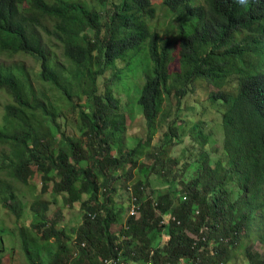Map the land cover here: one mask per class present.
Wrapping results in <instances>:
<instances>
[{
    "label": "trees",
    "instance_id": "1",
    "mask_svg": "<svg viewBox=\"0 0 264 264\" xmlns=\"http://www.w3.org/2000/svg\"><path fill=\"white\" fill-rule=\"evenodd\" d=\"M161 5L171 14L172 40L153 23L156 8L150 0L110 1L103 19L83 0H0V55H19L14 65L0 63V89L11 98L0 127V205L20 218L23 207L14 183L28 186L35 174L41 193L49 187L67 209L79 204L81 221L71 229L72 264H212L213 255L226 263L228 252L234 253L239 240L249 236L246 229L256 209L252 202L264 200V0H162ZM45 18L52 25L47 37H41L37 26ZM43 39L58 43L60 50H52ZM140 47H146L151 63L137 97L147 144L162 97L169 95V66L176 49L178 70L172 82L178 106L196 80L219 90L209 99L223 106L222 156L205 155L202 165H191L196 172L183 187L186 201H156L145 193L146 179L163 164V144H155L154 163L142 167L135 183L127 182L140 144L126 145L125 116L108 72L124 61V74ZM21 56L36 61L39 72L26 68ZM229 77L232 88L226 86ZM64 109L74 114L64 121L78 136L62 130ZM193 131L205 138L196 124ZM172 137L169 129L162 141ZM120 180L130 188L127 209H138L137 217L128 212L123 222V207L116 209L111 200ZM229 182L239 194L234 201L226 188ZM48 206L36 200L29 207L31 241L56 239L51 264H70L68 233L49 222ZM163 218L166 227L161 226ZM117 224L121 228L115 233L111 227ZM20 232L23 237L24 230Z\"/></svg>",
    "mask_w": 264,
    "mask_h": 264
},
{
    "label": "rangeland",
    "instance_id": "2",
    "mask_svg": "<svg viewBox=\"0 0 264 264\" xmlns=\"http://www.w3.org/2000/svg\"><path fill=\"white\" fill-rule=\"evenodd\" d=\"M101 14L102 19L106 16L108 11V4L110 1L116 0H83ZM151 4L156 8V15L153 23H158L160 26L159 33L164 36L168 34L170 40L173 39L171 34V26L173 21L171 14L161 5L162 0H150ZM52 21L50 19H42L40 25L37 26V32L41 37H47L46 30L51 29ZM152 26V23H151ZM43 42L47 44L52 50L57 47L60 50L58 43L52 42L49 44L46 39ZM138 55L129 64V68L123 74L122 71L126 67V62H117L116 68L109 71L112 84H115L111 89L113 96L118 99L121 112L125 116L126 125V145L129 148H135L138 144L140 157L137 160L135 168H132V178L127 179L128 183H135L138 175H142L140 170L142 167L150 166L154 163L157 156L156 143L163 144L162 166L158 174L149 175L145 182V188L151 198L159 200L163 197L176 203L181 200L186 201L187 196L184 193V185L190 181L195 175V170L191 168L192 164H203L205 155L209 158L215 159L222 156V129H221V114L223 106L217 102L209 99L210 94L217 93L219 90L203 80H196L192 87L188 88V93L180 100V105L174 96V87L172 79L178 70V55L177 49L174 51V59L169 66L171 76L168 77V86L170 87L169 95L162 97V106L160 113L155 117V129L151 135L150 143L147 144L148 130L146 127V120L142 113V109L137 105V97L139 96V87L146 79V70L151 67L149 59L146 54V47H140ZM14 57H8L6 54L0 55V63H4L6 67L14 65ZM21 63L28 68L32 73H38L39 67L37 62L29 56H21ZM122 74V75H121ZM121 75V76H120ZM107 76V74L105 75ZM121 77V80L117 77ZM226 85L232 88L234 81L233 77ZM104 78L99 80L100 87ZM36 86H41L38 80L33 79ZM225 86V87H226ZM224 91V88H223ZM11 102V98L4 90L0 89V127L3 125V107ZM64 117L71 119L74 114L69 113L66 109L60 114V123L62 130L69 135H76L78 133L75 127H71L70 123L64 121ZM58 118V119H59ZM199 126L205 134V138L201 139L193 131V125ZM172 130L173 137L170 142H163L165 133ZM75 136V137H76ZM59 138V134H57ZM1 149V147H0ZM131 163L128 162L125 171L129 170ZM0 178L4 179V175L0 172ZM128 183L122 185L120 180L116 185V192L112 195V203L116 209L122 208L121 213L124 221L129 209L130 188ZM30 185V186H29ZM28 186L21 183H14L15 191L19 200L22 203V214L19 217L8 211L4 206L0 205V236L2 242L0 243V264H51V259L56 252V239L52 238L48 242L33 243L31 241L33 235L31 233L30 224L33 219L30 212V205L36 201H46L49 203L48 211L45 214L49 222H54L58 227L64 226L69 241L68 257L70 264L75 261L72 257V250L74 246V236L71 234V229L75 228L81 221V212L79 211V204H75V209H67L59 196H54L48 187L44 193L40 192L39 175L35 174ZM235 183L229 182L226 186L230 189L229 198L235 200L237 193ZM239 196V194H238ZM237 196V198H238ZM249 199H247L248 201ZM263 202V203H262ZM11 203V202H9ZM246 205L248 206L247 202ZM252 206H256L255 216L252 222L248 225L246 233L248 237H243L239 240L240 247L231 254L232 250L228 252L230 259L224 263V260L218 262V257L213 255L210 257L212 264H264V200L262 198L252 202ZM40 222V221H39ZM121 228V224L111 227V230L117 233ZM20 229H23V237H21ZM244 236V232L242 234ZM164 240H162L163 242ZM35 244V245H34ZM256 254L258 256H256ZM246 255V258H245ZM210 256V255H209ZM31 258L32 260H30ZM224 258V257H223ZM258 261V263H256Z\"/></svg>",
    "mask_w": 264,
    "mask_h": 264
},
{
    "label": "clouds",
    "instance_id": "3",
    "mask_svg": "<svg viewBox=\"0 0 264 264\" xmlns=\"http://www.w3.org/2000/svg\"><path fill=\"white\" fill-rule=\"evenodd\" d=\"M237 3H239V4H245V3H246V0H237ZM182 200H183V197H182ZM133 202H134V199L132 200L131 205L133 204ZM132 209L134 210V214H131ZM137 211H138L137 207H135V206L132 205V206H131V209H129V215H130V216H135V217H137ZM171 221L174 222V223H176V224H179L178 221H175L174 217H171ZM162 222H163V223H162ZM160 223L162 224V225H161L162 227H166V226L168 225L167 220H166L165 218H163V219L160 221ZM204 231H205V233H207V232H206V229H204ZM111 261H115V262H117L118 264H120V263L118 262V260H111ZM103 263H104V262H103ZM178 264H182V262H181V263H178ZM191 264H199V263H197V262H193V261H192Z\"/></svg>",
    "mask_w": 264,
    "mask_h": 264
},
{
    "label": "built area",
    "instance_id": "4",
    "mask_svg": "<svg viewBox=\"0 0 264 264\" xmlns=\"http://www.w3.org/2000/svg\"><path fill=\"white\" fill-rule=\"evenodd\" d=\"M131 214H134V210L132 209V211H131ZM163 223V222H162ZM104 264H118L117 262H115V261H111V260H106V261H104Z\"/></svg>",
    "mask_w": 264,
    "mask_h": 264
}]
</instances>
